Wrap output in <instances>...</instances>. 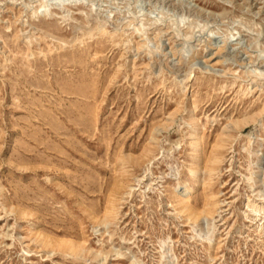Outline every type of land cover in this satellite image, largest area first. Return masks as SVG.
<instances>
[{
    "label": "rangeland",
    "instance_id": "obj_1",
    "mask_svg": "<svg viewBox=\"0 0 264 264\" xmlns=\"http://www.w3.org/2000/svg\"><path fill=\"white\" fill-rule=\"evenodd\" d=\"M0 264H264V0H0Z\"/></svg>",
    "mask_w": 264,
    "mask_h": 264
},
{
    "label": "bare ground",
    "instance_id": "obj_2",
    "mask_svg": "<svg viewBox=\"0 0 264 264\" xmlns=\"http://www.w3.org/2000/svg\"><path fill=\"white\" fill-rule=\"evenodd\" d=\"M194 147H195L194 149H197L198 144H194ZM188 186L189 185H179L177 189L181 191V193H183L182 195H185L189 192Z\"/></svg>",
    "mask_w": 264,
    "mask_h": 264
}]
</instances>
